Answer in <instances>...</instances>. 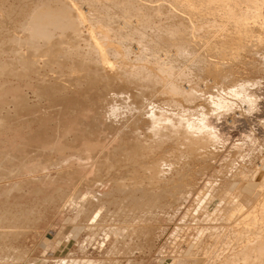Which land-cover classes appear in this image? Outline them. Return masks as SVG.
<instances>
[{"label":"rangeland","instance_id":"1","mask_svg":"<svg viewBox=\"0 0 264 264\" xmlns=\"http://www.w3.org/2000/svg\"><path fill=\"white\" fill-rule=\"evenodd\" d=\"M68 1L83 9L84 15L88 12L87 17L92 13L88 4L95 2ZM152 1L153 7L141 11L124 10L130 14L115 11L114 21L118 19L113 27L120 25L116 28L125 36L111 40L124 45L121 56L126 55L129 62L143 57L141 64L147 62V70L155 68L150 72L155 79L160 81L161 76L154 73L158 70L154 60L169 70L161 81L167 87L160 90L161 83L154 79L146 86L130 83L121 75L108 76L110 80L98 76L95 80L102 81L91 82L71 67L75 59V48H71L76 44L69 40L50 50V58L39 52L34 72L27 69L24 73L14 57L26 56L29 48L15 42L24 36V16L34 9L36 0H0V63H4L0 64V263L264 264V256L255 247L246 251L257 236L264 239L259 234L264 229V24L259 21L252 29L253 35L263 36V42L254 37L243 45L244 50L218 55L215 51L224 43L221 39L234 35L233 20L226 18L228 10L206 3L208 9L198 11L202 20L196 21L177 0L174 6L185 12L182 18L189 27L188 35L179 33L190 42L182 52L178 36L153 35L158 20L164 21L167 11L175 9L173 1ZM231 1L237 3L231 4L237 12L253 10L246 0ZM260 9L264 17V3ZM137 13L153 17L151 21V15L146 16L143 37L129 32L141 25H134L137 20L141 23L139 17L134 18ZM123 15H129L127 26L122 24ZM89 19L87 25L95 27L93 35L106 44L103 26H94ZM207 23L219 30L218 37L199 32L198 25ZM86 33L84 27L82 34ZM59 36L54 38L60 41ZM80 39L76 48L84 53L87 41ZM59 49L68 53L65 58ZM200 57L224 67L192 71ZM109 58L117 65L121 61L114 55ZM181 76L184 89L172 93L170 85ZM191 92L195 97L187 100ZM201 116L215 140L209 139L199 152L176 147L173 140L160 147L156 143L158 148L151 153L143 150L146 158L140 166L163 159L155 166L160 168L154 170L152 186L146 185L148 175L137 166L123 169L117 165L123 159L118 154L121 149L162 140L151 135L155 128H164L165 135L171 132L166 124L155 126L157 119L175 125L201 120ZM117 182L122 185L116 186ZM85 196L89 198L84 202ZM135 200L148 202L134 208ZM93 213L98 215L94 222Z\"/></svg>","mask_w":264,"mask_h":264},{"label":"bare ground","instance_id":"2","mask_svg":"<svg viewBox=\"0 0 264 264\" xmlns=\"http://www.w3.org/2000/svg\"><path fill=\"white\" fill-rule=\"evenodd\" d=\"M91 1H94V0H90V2ZM158 1H160V0H158ZM163 1H165V0H163ZM163 1H162V3H163ZM172 1H173V3H172ZM176 1L177 0H170V3H172V5L175 9L170 10V11L168 10L166 15L163 14L166 16L164 19L162 18L164 21H162L159 18L162 22L158 20V23H156V21H154V20H156V18L158 19V17L155 18V15L153 14V16L155 18L153 21L157 24L154 29L152 28L153 29V35L157 36V37L167 38V39L168 38L170 39V37L178 36L177 39L178 38L180 39V42H179L180 44L177 43V47L180 51L186 52L187 51V45L190 46L189 39H187L185 36H183V37L179 36V33L182 32L185 35H188L189 34V32H188L189 27L185 23V19L182 18V15L184 16L185 12L180 11L177 7L174 6ZM246 1H247L246 2L247 4L250 3L253 5V7H252L253 10L251 12H245V11H241V10L239 12H237V11L233 10V7L237 3L235 4V2H233L231 0H202L198 4L192 3V0H179V3L183 9H185L187 12H189V14H191V16L192 15L195 16L194 20H196V21L202 20L201 15L199 14L198 11L207 10L208 8H204V7H207V6H205L206 3L211 4V6L214 7L216 10H218L219 8L224 9V10L225 9L228 10L226 18L228 20H233L232 28H234V35L233 36H224L221 39V41L224 42L222 44L223 46L218 48L217 51H215V52L218 55H223L224 52H226V53L230 52V54H236L237 51L242 49V47L244 50V47L246 46L245 43L246 42L249 43V40H252L254 37H255L254 41L256 40L258 42H261V40H262V42H263V39H262L263 36H262V38H260L261 36H260V34L257 35L258 33L256 34V36L253 35L252 29L255 28V26H257L259 24V21H260V24H264V17L262 16L261 9H260L261 4L264 3V0H246ZM75 2H77V1H75ZM88 2H89V0H88ZM88 2H85V4ZM99 2H100L99 0H95V2H91L90 5L88 4V6H90L89 8L91 9L90 11L92 13H90V16L88 15V17H87L86 13H88V12H84L85 13V15H84L82 12L83 9L81 11L80 7H79L80 9L76 8V4L74 2H73L74 3L73 4L70 1L65 2V0H36V2H35L36 5H35L34 9L31 10L29 13H27L24 16V24L25 25H24V27L21 28V31L23 32L24 36H22V39H18V41L15 42V44L27 46L29 48L28 49L29 51H27L28 52L27 55L25 54L26 56H22L21 54H17L16 57H14V61L15 62L19 61L18 65L24 69V73H25V70L27 71V69L31 71L36 66L35 65L36 59L38 57L37 54L39 52L44 51L45 54L50 58V50L59 47L60 44L69 40V43L73 41L76 44V46L74 45L75 47L72 46V48H71L72 50H73V48H75L72 52L73 55H75V59H74V62L71 60V63H72L71 67L72 68H78L79 71H82L83 73H85L90 78L91 82L96 81L95 79L98 76H100V77L104 76L103 79L106 77L107 80H110L111 77L108 78V76H115V75H117V76L121 75L122 78H124L125 80H127L130 83H139V84H143V85L145 84L146 86L153 79L155 80V82L157 81L159 83H161V81H165V78H166L167 74L169 73V70L166 69L165 66L159 67L160 62H157L156 60H154L156 62L155 66L158 69L157 72H154V73H156L157 75L159 74L162 77V78L160 77V81H159L157 76L155 79V75L150 74V72L155 69L154 67L149 66L151 69L147 70L144 67L147 64V62H145L146 64L144 66H143V64H141V62H142L141 58H143V57H141V58L139 57L140 58L139 59V58H136V56L134 55L136 60L133 62H129L127 60L128 58L125 59L126 55L121 56L122 54L125 53V52H122V47H124V45L120 46L121 43H118L119 44V46H118L116 44H113V42L111 40V37H116L117 40H118V38L120 40H122L125 36L124 35L125 33L123 34L118 28H116V27H119L120 25L113 27V25L116 24L115 23V21H117L116 19H118V18H116L114 21L115 17H113V16H115L114 15L115 11L116 12L119 11L122 14L127 13V12L124 13V10L141 11L144 8L153 7V5H151V6L149 5V4L153 3V1L152 0L151 1H149V0H109L108 2L104 1V3H102V4H99ZM105 2H107V3H105ZM118 2H120L123 6L121 5L122 6L121 7ZM142 2H144V4ZM145 3H147V5H145ZM162 3L160 4L161 6H159L158 4L157 5L155 4V5L159 6V8H162ZM167 3H168V1H167ZM170 3H168V4H170ZM163 4H165V3H163ZM231 4H235V5L231 6ZM172 5H170V6H172ZM86 6H87V4H86ZM133 6H135V8H133ZM163 8H162V10H163ZM201 8H203V9H201ZM152 9L153 8H151V10ZM154 9H155V7H154ZM149 10H147V11H149ZM157 10L158 9L156 8L155 11H157ZM159 10H161V9H159ZM176 10H179L181 13L178 11L176 12ZM155 11L153 10V12H155ZM165 11H164V13H165ZM153 12H151V13H153ZM149 13H150V11H149ZM158 13H159V11H158ZM122 14H121V16H122ZM127 14H130V13H127ZM155 14H157V13L155 12ZM161 14H162V12H161ZM131 15H133V12ZM149 15H151V14H149ZM149 15H146V16L149 17ZM123 16L125 17L126 15H123ZM128 16H126L127 18L126 17L125 18L121 17V18L126 20V19H128ZM146 16H143V15L140 16V14L137 13V16L134 18L139 17L138 19H141L140 20L141 23H137V22H139L137 20L136 23L134 22V25L135 24H139V25L141 24L139 26L140 28L139 27L134 28V26H133V28L130 29L131 27H129V26H131V25H129L128 29L131 30V31L129 30V32H133V33L137 32V33H139L137 35H140V34L142 35L143 34L142 29L145 28L143 26L147 22V18H148V17L146 18ZM116 17H119V16L116 15ZM189 17H190V15H189ZM87 18L88 19L91 18L89 20H92L94 22V23L92 22L94 24V26L97 25L95 23H98V25L103 26V27L101 26L102 28H104L101 32H102V36H104V38H106V40H107V42L105 41L106 44L100 43L102 41V39L99 42V39H97V36H94L95 34L93 35V33H96V32H94L91 29H94L95 27L90 28L89 25H87V22H88ZM151 18H153L152 15L150 16V19ZM124 21L122 20V22H124ZM128 21H129V19H128ZM128 21L126 20L122 24L126 25L127 24L126 22H128ZM151 21H152V19H151ZM90 23H91V21H90ZM118 23H119V21H118ZM128 23L130 24V22H128ZM93 24H90V25H93ZM149 24H152V23L149 22ZM136 26H138V25H136ZM152 26H153V24H152ZM198 26H200L199 32L203 33V35H210L211 37H218L220 34L219 30L217 28L215 29V27L213 28V26L209 23H207L205 25L199 24ZM84 27H86V32H87L86 35L82 34V29ZM147 27H149V26H147ZM150 27H151V25H150ZM98 28H99L98 31H100L101 29L99 26H98ZM124 29H126V27ZM152 29H150L151 35H152V31H151ZM143 30H145V29H143ZM147 30H149V28ZM98 33H100V32H98ZM54 36H59V37L62 36V37H61V39L59 38L60 41H57L54 38ZM99 37H101V36H99ZM139 37H137V38H139ZM142 37H143V35H142ZM80 38L82 40L84 39L87 41L85 43V44H87V45H85L87 51H84V53L79 51L80 48H78V49L76 48L78 46L77 44H79L78 41ZM116 38H114V39H116ZM62 40H64V41H62ZM41 42L43 43V45L40 44ZM176 42H177V40H176ZM125 43H126V41H125ZM127 43H128V41H127ZM244 44H245V46H243ZM191 50H192V48H191ZM125 51H127V50L125 49ZM58 52H60V54L62 55L61 58H65V54H68V53H65V50H62V49H59ZM128 54L130 55V52ZM113 55L117 57L116 59L119 58L121 60V61H119L120 62L119 65H117L118 62L116 64V63H113L112 60H110L109 56H113ZM69 56H71V55H69ZM213 58H216L217 60H220V61L225 60V58H221V57L220 58L213 57ZM51 59H53V57H51ZM71 59H72V57H71ZM208 59L206 60V58H204V57L196 58L193 65L191 66V70L192 71L197 70L198 72H205L207 70L213 69L214 71H218L224 67L221 63H219V61L218 62L209 61ZM63 62H65V61L63 60ZM67 62H68V59H67ZM143 63H144V61H143ZM151 63L154 64L153 62H151ZM0 64L3 65L4 63L1 62ZM21 65H23V67ZM152 68H154V69H152ZM35 69H36V67H35ZM8 71H10V69ZM33 72H34V70H33ZM187 73L188 72L186 71L184 74H187ZM184 74L182 76H184ZM23 76H24V74H23ZM182 76L176 83H172L170 85L169 89L172 93L178 94V93L182 92V89H180V87L183 88L181 85V83H183V81H184ZM77 81H78V79H77ZM97 81L100 82L102 80H100V81L97 80ZM97 81L94 83H97ZM150 84H149V86H151ZM163 85H164V82L160 84L159 90L162 88ZM165 87H167V82L165 83L163 89ZM192 89L194 90V87ZM194 97H195V95L191 92V94H189L187 96V98H188L187 100L194 99ZM118 109L119 108L116 107L112 110V112H115ZM204 121H205V119H204V117H202L201 120L197 119L191 123H189L187 120H184V123H178V124L174 125V123H172L170 120L157 119L156 121L153 122V124L155 126L156 125L159 126L158 125L159 123H162L164 125L166 124L165 125L166 127L164 126L165 129L170 127L171 132L169 134L165 135V133L162 131V129H164V128L161 129V127H160L161 130L155 128V130H153L151 135L154 134L153 135L154 138L155 137H161L162 140H160V141L152 140L150 145H148V146H146V143H145V145L142 144L140 146H136L134 144L132 149H130L131 152H133V150L135 151V153H133V155L131 154L130 150L125 151L124 150L125 148L121 149V151H119L118 154L120 153L122 155L123 159H120V161L116 162V163H117V165L120 164L118 166L123 167V169H125V168L132 169V168H134V166H137V169L139 170V172H142L144 174L146 173L148 175V178L145 180L146 185L152 186L153 184H152L151 179L156 178L154 170H157L160 168L159 166L158 167H155V166L159 162H163V159H161L158 163H153L152 165L145 164L144 167L140 166L141 164H143L141 159H143V157L146 158L145 154L143 155V153H142L143 150H145V152L147 151V152L151 153L152 151H155L158 147H160L163 143H165V141L173 140V143H174V145H176V147L184 146L189 151H190V149H192V150H197L199 152V150L201 148H205L208 145L209 139L212 141L215 140L210 133V128L207 127V125L205 124ZM209 136H212V137H209ZM167 138H169V139H167ZM156 143H157L158 147L156 146ZM127 161L130 164H127L126 163ZM184 168H185V166L182 167L183 170H184ZM138 176L141 177V175H138ZM140 182H142V179ZM118 185H122V184L120 182H117L116 186H118ZM139 189H141V188H139ZM142 190L144 191V189H142ZM258 190L256 192L258 194H256L255 192L254 193L257 196H260L261 193H259ZM129 192L132 194V191H129ZM129 192H127V193L126 192H119V193L128 195ZM147 193L150 194L149 191ZM88 198L89 197H86L85 199L83 198V201L85 202L86 200H88ZM256 199L257 198H255L254 200H256ZM72 201H74V200H72ZM147 202L148 201L140 202L138 200H135V202L132 204V206L134 208H142L143 204H145ZM71 203H73V202H71ZM120 207L125 208L126 206L122 205ZM96 210H98V209H96ZM262 214L264 215V213H262ZM97 216L93 213V216H92L93 222L95 221ZM259 234L262 238H264V229L260 230ZM252 245L253 246L246 249V251H252L251 249H253L255 247V251L258 253V255L264 256V239H259V236H257ZM0 264H4V262L0 263Z\"/></svg>","mask_w":264,"mask_h":264}]
</instances>
